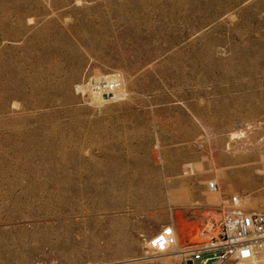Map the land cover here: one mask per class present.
Listing matches in <instances>:
<instances>
[{
  "label": "rangeland",
  "instance_id": "374dc122",
  "mask_svg": "<svg viewBox=\"0 0 264 264\" xmlns=\"http://www.w3.org/2000/svg\"><path fill=\"white\" fill-rule=\"evenodd\" d=\"M259 143L264 0H0V264H181L229 195L264 211Z\"/></svg>",
  "mask_w": 264,
  "mask_h": 264
},
{
  "label": "built area",
  "instance_id": "2783aa9c",
  "mask_svg": "<svg viewBox=\"0 0 264 264\" xmlns=\"http://www.w3.org/2000/svg\"><path fill=\"white\" fill-rule=\"evenodd\" d=\"M119 85L115 79L93 75L83 87L103 97L113 95ZM207 188L218 191L213 180L207 182ZM223 201L221 215H208L182 244L181 264H225L242 259L264 264V211H245L237 194ZM178 237L171 225L163 226L149 237L140 234L141 242L156 252H165L175 246Z\"/></svg>",
  "mask_w": 264,
  "mask_h": 264
},
{
  "label": "bare ground",
  "instance_id": "6f19581e",
  "mask_svg": "<svg viewBox=\"0 0 264 264\" xmlns=\"http://www.w3.org/2000/svg\"><path fill=\"white\" fill-rule=\"evenodd\" d=\"M95 76H99V75H95ZM105 78H107L106 76H104ZM116 78H112V79H115V80H117V81H119V83H120V76H115ZM123 89H122V87H118L117 89H116V91H115V96H119V95H122L123 94ZM93 97H98V98H100V96L98 95V94H96V93H93ZM260 145H259V148H262V147H264V144L263 143H259ZM258 156V158H260V162L259 163H254V164H251V165H249V166H245L243 169H244V171L245 172H247V173H249L250 174V176L251 177H253L252 175L254 174V177H253V179H255V180H251V181H253V183H255V181L256 180H258V178H259V175H260V173H262L263 175H264V153H261V154H259V155H257ZM257 156H252L253 158H257ZM252 174V175H251ZM263 181H264V178H263ZM36 185V184H35ZM37 186H38V184H37ZM95 191V190H94ZM101 199H105V198H102L101 197ZM100 199V200H101ZM108 199V198H107ZM106 200V199H105ZM102 201V200H101ZM104 202V201H103ZM182 251V250H181ZM235 264H258V262L257 261H252V260H248V259H242V260H240V261H238V262H236Z\"/></svg>",
  "mask_w": 264,
  "mask_h": 264
}]
</instances>
